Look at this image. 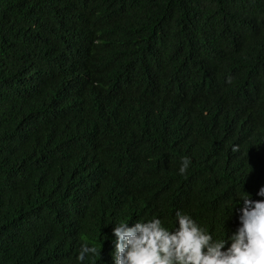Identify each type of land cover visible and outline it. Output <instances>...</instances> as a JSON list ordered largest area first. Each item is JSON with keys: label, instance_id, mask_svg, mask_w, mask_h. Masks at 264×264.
<instances>
[{"label": "trees", "instance_id": "obj_1", "mask_svg": "<svg viewBox=\"0 0 264 264\" xmlns=\"http://www.w3.org/2000/svg\"><path fill=\"white\" fill-rule=\"evenodd\" d=\"M261 186L264 0H0V264H113L177 209L215 235Z\"/></svg>", "mask_w": 264, "mask_h": 264}, {"label": "clouds", "instance_id": "obj_2", "mask_svg": "<svg viewBox=\"0 0 264 264\" xmlns=\"http://www.w3.org/2000/svg\"><path fill=\"white\" fill-rule=\"evenodd\" d=\"M226 82L230 83L231 78ZM190 164V157H181L178 173L184 175ZM256 195L264 198V186ZM231 200L239 206L232 208L228 219L222 221L223 230L215 235L180 209L167 226L157 215L131 224H115L111 229L113 264H264V199L253 200L247 194ZM234 211L237 215L233 230L226 228V221ZM97 254L100 256L96 246L84 245L76 259L83 264L87 257Z\"/></svg>", "mask_w": 264, "mask_h": 264}]
</instances>
